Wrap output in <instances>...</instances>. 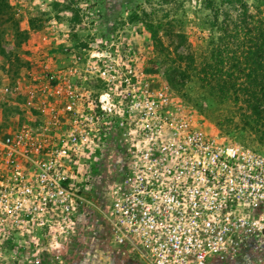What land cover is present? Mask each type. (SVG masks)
<instances>
[{
  "label": "built area",
  "instance_id": "obj_1",
  "mask_svg": "<svg viewBox=\"0 0 264 264\" xmlns=\"http://www.w3.org/2000/svg\"><path fill=\"white\" fill-rule=\"evenodd\" d=\"M66 108L0 135V224L65 245L108 158L110 243L146 264H264L262 152L193 124L165 85Z\"/></svg>",
  "mask_w": 264,
  "mask_h": 264
},
{
  "label": "rangeland",
  "instance_id": "obj_2",
  "mask_svg": "<svg viewBox=\"0 0 264 264\" xmlns=\"http://www.w3.org/2000/svg\"><path fill=\"white\" fill-rule=\"evenodd\" d=\"M9 1L18 30L0 38V135L25 124L39 127L45 119L53 121L48 106L57 103L60 87L64 95H81L84 103L96 95L97 103L104 105L111 97L119 102L142 88L155 92L165 85L193 124L264 154V142L243 127L235 105L220 101L203 85L198 69L202 61L189 59L209 53L221 33L223 11L234 16L236 3ZM243 1L253 13L260 7L264 16V0ZM133 11L139 19H130ZM166 71L180 83H171ZM98 167L88 202L65 245L60 239L55 242L54 232L30 233L0 224V264H146L132 249L109 241L104 211L109 181L119 167L108 158Z\"/></svg>",
  "mask_w": 264,
  "mask_h": 264
},
{
  "label": "trees",
  "instance_id": "obj_3",
  "mask_svg": "<svg viewBox=\"0 0 264 264\" xmlns=\"http://www.w3.org/2000/svg\"><path fill=\"white\" fill-rule=\"evenodd\" d=\"M223 2L236 3V14L223 11L221 33L212 41L209 53L200 59L195 56L189 59L191 63L202 61L199 77L207 91L222 102H232L243 127L264 142V16L260 7L253 13L243 0ZM139 17L136 11L130 13L132 20ZM16 23L10 1L0 0V38L8 36L10 29L17 31ZM148 28L154 30L152 24ZM171 71H166L167 79L173 84L180 83Z\"/></svg>",
  "mask_w": 264,
  "mask_h": 264
},
{
  "label": "flooded vegetation",
  "instance_id": "obj_4",
  "mask_svg": "<svg viewBox=\"0 0 264 264\" xmlns=\"http://www.w3.org/2000/svg\"><path fill=\"white\" fill-rule=\"evenodd\" d=\"M62 89H63L62 87H60V89H57V94H58V96L56 97L57 103L53 104L52 107H50V105L48 107L50 109H53L52 111H56L57 115L60 118V121L64 122L65 120H67L70 117V115L72 113V112H70V110H66L67 109L66 107L69 104V102L74 103V110L73 111H75L76 109H78V110L81 109V107L84 105V101H83L82 96L79 94L64 95L63 93H61ZM89 98L91 99V102H92L93 107H94L96 95H90Z\"/></svg>",
  "mask_w": 264,
  "mask_h": 264
}]
</instances>
